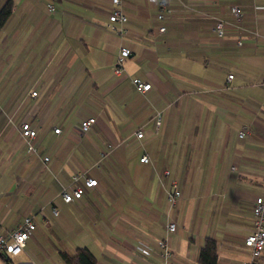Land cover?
Here are the masks:
<instances>
[{
  "label": "crops",
  "instance_id": "obj_1",
  "mask_svg": "<svg viewBox=\"0 0 264 264\" xmlns=\"http://www.w3.org/2000/svg\"><path fill=\"white\" fill-rule=\"evenodd\" d=\"M12 1L0 30V229L26 216L36 227L0 264H64L60 253L79 247L96 264H159L163 238L177 264H200L206 238L216 264L248 260L252 199L264 192V0H120L126 22H110L111 0H50L52 14L47 0ZM164 1L172 12L160 21ZM232 3L258 32L240 34L244 48L209 29ZM121 47L130 54L119 75ZM132 78L150 88L138 92ZM21 122L36 132L32 152ZM75 173L76 185L97 184L64 202Z\"/></svg>",
  "mask_w": 264,
  "mask_h": 264
},
{
  "label": "built area",
  "instance_id": "obj_2",
  "mask_svg": "<svg viewBox=\"0 0 264 264\" xmlns=\"http://www.w3.org/2000/svg\"><path fill=\"white\" fill-rule=\"evenodd\" d=\"M218 0H213V3L216 4ZM114 8L112 9L111 14L109 15L110 22H126L127 19L120 9V0H111ZM46 9L49 14L55 12V6L50 1L46 2ZM169 12H172L170 3L164 1L160 4L157 18L162 21L165 18V15ZM229 19L217 18L216 21L209 27L210 31L215 34L216 37L222 38L228 33H234L237 36L236 46L237 48H244L245 43L240 39V34L242 32L250 33L251 35L258 36V32L255 29H247L243 25V11L238 3H232L228 6ZM113 28V27H111ZM159 33L165 32V27L161 26L158 29ZM130 54V51L126 47H121L119 50V56L117 58V64L114 68L115 74H121L123 71L122 61L127 58ZM233 78L232 74L227 75V80ZM131 82L135 89L138 92H146L150 88V83L144 82L139 78H132ZM259 84L264 87V74L261 75L259 79ZM32 96L36 95V92H31ZM95 122V117L90 116L80 123V129L83 133L87 132L90 126ZM20 133L23 137L22 148L26 152L34 151V147L31 144V139L34 138L36 132L30 126L29 122H21L19 126ZM55 133H59V128H54ZM247 130L243 128L239 131V137H243L246 134ZM137 137L142 136V130L136 132ZM48 158L45 157L46 161ZM141 162H148L147 156H142L140 158ZM79 179L78 173H75L72 177V182L60 192L61 198L64 202H70L74 199L81 197L83 193V187L91 188L97 184L96 179L87 178L84 179L83 186L76 185V182ZM180 197V190L178 183L173 181L171 184L170 191L167 196V207L166 212L168 218L171 217L173 210L177 204V201ZM53 213L56 214L57 210H53ZM252 213H253V228L251 232L244 238V246L249 251L250 258L248 260H241L236 264H257L258 259L261 256L262 251L264 250V192L262 194H257L252 199ZM35 222L31 216H26L23 220L12 230H1L0 229V255L10 256L16 255L23 251L27 239L34 233ZM166 230L168 233H174L176 231V223L170 218L166 223ZM159 247L158 260L159 264H177L174 259L170 248L168 247L166 239H159L157 241Z\"/></svg>",
  "mask_w": 264,
  "mask_h": 264
},
{
  "label": "trees",
  "instance_id": "obj_3",
  "mask_svg": "<svg viewBox=\"0 0 264 264\" xmlns=\"http://www.w3.org/2000/svg\"><path fill=\"white\" fill-rule=\"evenodd\" d=\"M13 7L12 0H5L0 6V30L11 16ZM216 249V242L211 238H206L199 252V263L216 264ZM60 255L66 264H96L95 257L86 248L79 247L73 254L62 252Z\"/></svg>",
  "mask_w": 264,
  "mask_h": 264
},
{
  "label": "rangeland",
  "instance_id": "obj_4",
  "mask_svg": "<svg viewBox=\"0 0 264 264\" xmlns=\"http://www.w3.org/2000/svg\"><path fill=\"white\" fill-rule=\"evenodd\" d=\"M65 264V263H64Z\"/></svg>",
  "mask_w": 264,
  "mask_h": 264
}]
</instances>
